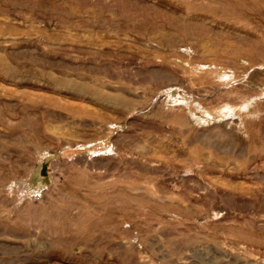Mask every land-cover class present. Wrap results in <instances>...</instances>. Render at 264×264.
<instances>
[{"label": "rangeland", "instance_id": "obj_1", "mask_svg": "<svg viewBox=\"0 0 264 264\" xmlns=\"http://www.w3.org/2000/svg\"><path fill=\"white\" fill-rule=\"evenodd\" d=\"M0 264H264V0H0Z\"/></svg>", "mask_w": 264, "mask_h": 264}, {"label": "built area", "instance_id": "obj_2", "mask_svg": "<svg viewBox=\"0 0 264 264\" xmlns=\"http://www.w3.org/2000/svg\"><path fill=\"white\" fill-rule=\"evenodd\" d=\"M41 196V193H39V192H37L36 194H35V197H40Z\"/></svg>", "mask_w": 264, "mask_h": 264}]
</instances>
